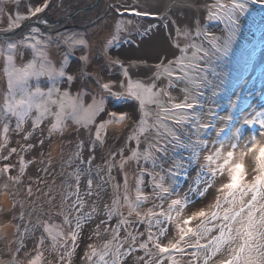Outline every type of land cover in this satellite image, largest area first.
I'll list each match as a JSON object with an SVG mask.
<instances>
[{"label":"snow or ice","instance_id":"6c2138e0","mask_svg":"<svg viewBox=\"0 0 264 264\" xmlns=\"http://www.w3.org/2000/svg\"><path fill=\"white\" fill-rule=\"evenodd\" d=\"M24 3L25 11L20 12L19 8ZM51 0H0V14L8 17V27L0 31L12 32L21 28L28 21H38L43 24L47 21L41 17L49 9ZM15 15L13 16V7ZM251 5H259L264 8V0H215L214 3L207 5L206 20H215L225 24V34L223 37H216L201 29L199 19L194 20L192 26H187L181 32L176 21L171 23L176 25V35H183L186 39L190 38L193 28L195 35H203L210 48L203 45L188 43L181 46L174 42V47L178 48L181 55L175 56L173 60H161L154 67L153 81L144 83L135 80L130 76L129 67L119 58L108 55L112 47H119L121 33L127 32V25L134 23L129 19L126 22L118 20L115 24L114 33L105 42L103 51L107 56L108 62L112 66H118L121 75L125 78L120 80L119 88L114 90L117 81L109 80L102 82L96 78V83L108 96L113 97L118 102L129 100L138 102L141 118L138 122L137 130L130 136L129 140H136L137 147L125 154L124 149L109 152L103 162L97 165L96 176L100 183H95L92 167L96 159L95 151L97 142L99 145L105 144V138L101 134L102 129L110 124H122L132 117L125 111L107 112L108 120H101L96 123L97 117L106 112L105 99L102 96L97 99L92 97V103L84 105V92L81 91L73 96L65 89L61 91L59 85L65 81L69 86L75 80V76L65 71L67 67L68 54L64 56V61L59 68L55 67L49 59L45 49L47 42L42 40L43 33L38 27L30 26V32L19 40L0 41V55L4 56L3 77L6 79V91L2 96L0 104V176L7 177L5 183L0 184V193L12 197V206L15 208L17 200L15 197L18 192L8 191L11 187L23 182L26 168L35 160H26L20 152L35 150L37 143L40 148L41 161L46 155L44 145L50 141L54 134L63 136L67 128L66 121L71 120L77 125L76 131L79 134L81 128L89 132V143L86 144L81 139L77 145L78 151L74 157L79 160V165L70 176L74 177V190L62 192L60 207L56 209L55 215L63 217L64 224L72 223L70 216L75 220V229H80L81 214L86 220H92L93 216L99 218L96 224L94 235H101L103 232L110 234V239L105 241L98 250L94 244L88 245L85 252V264H264V107L259 110L250 107V111L240 110L239 120L243 125H259V138L251 135L249 139L243 140L241 127L233 130L232 115L217 116V113L209 107L205 113L203 88L209 87L207 75L202 74L201 61L208 63V57L215 56L216 59L226 57L231 44L239 31L241 17L250 11ZM194 6L192 3L186 5ZM115 7L118 15L129 12L135 17L163 20L164 27H168L169 17L166 15L152 13L148 10L137 8L128 9L123 5H109ZM155 24H150L145 33ZM141 33V34H145ZM50 39V38H49ZM222 40V42H221ZM64 43L70 50L75 51L77 47L88 48V41L85 37L71 35L65 38ZM20 49H31L33 58L26 63L17 65L15 63V53ZM194 49L191 55L188 50ZM82 62L81 72L89 62L87 51L79 57ZM138 62L132 61L130 64L135 66ZM215 75V71L213 70ZM84 75H89L84 73ZM41 77H46L50 86L45 90L39 86ZM167 79L165 87H158L157 82ZM30 81H35L33 87ZM126 81V82H125ZM176 82H184L185 87L181 91L185 94L181 102H173V97L169 89L176 87ZM216 93L213 92V95ZM162 97L168 98L170 107L164 106ZM236 102L229 100V113L232 111ZM155 105L158 109L156 120L149 124L147 117L151 115L148 106ZM34 113V115H33ZM207 116V120L203 117ZM15 119V128H11V121ZM31 120L30 125L27 121ZM171 120L174 125L183 127L188 125L191 132L185 131L183 139L180 134L169 127L164 121ZM217 120L223 121V127L217 129ZM47 124V134L45 135L44 125ZM93 127L95 129L93 133ZM155 129L154 142H149L147 147L139 150L140 136L145 135L150 129ZM228 133L225 134V129ZM163 129V131H161ZM40 131V137L35 133ZM215 130L217 139L212 140L214 150H208L204 155V163L199 165L196 176L189 183L187 192L183 196L175 186V177L184 169L182 160H174L171 167L165 169L163 164H158V157L155 153L167 154V144L173 147L187 149L191 155V163L199 164L201 152L207 149L209 141L202 139L201 136H208ZM15 132L24 141L20 149L11 146L9 133ZM223 138L221 139L220 137ZM171 139H168V138ZM192 137H195L193 139ZM219 144V147H215ZM87 147L89 155L87 159L83 157V149ZM18 156V166L10 161L12 157ZM120 156L117 162L116 157ZM252 161L251 170H245V158ZM141 160L144 162L141 164ZM69 158L67 163H71ZM135 162L138 166V174L135 182L134 199L129 194L128 174L124 172L127 164ZM51 158L49 157V164ZM151 163L152 169L146 165ZM86 167H82L85 166ZM157 167L160 172L154 171ZM119 168L124 173L123 185L114 183L116 177L112 175L114 169ZM47 173V167L40 169ZM16 171V175H13ZM103 173V174H101ZM145 174L152 178L153 191L150 194L143 190ZM86 176V186L81 195V179ZM226 177V179H225ZM185 179L187 174L185 170ZM166 180L173 183L166 185ZM222 181V182H221ZM37 183L42 182L38 177ZM66 188H73L72 183L63 181ZM111 185L113 194L110 202H102L101 192L103 186ZM218 184V186H217ZM215 188V198L211 204L200 207L186 213V209L193 204L188 197L189 192H196L204 197L206 193ZM39 189H37L38 191ZM49 191H52L50 186ZM122 191V195H121ZM27 195H33L31 184L27 186ZM44 195H49L48 192ZM75 197L68 203L70 197ZM91 199L90 210L83 213L87 204L85 198ZM96 197V199H92ZM54 196H49V203L52 204ZM150 204L149 207H144ZM167 205L165 208L164 205ZM66 205V206H65ZM127 209L125 212L124 210ZM143 209V210H142ZM76 215H73V214ZM113 218H118L115 226H109ZM23 221L24 213L19 216L13 215L6 224H0V235H5L4 229L11 225L14 229L13 240L9 244L18 243V247L13 253V264H20L16 257L23 248V237L28 232L27 226L23 232L20 231V223L13 221ZM43 224L42 234L36 243L33 251L35 255L28 260V264H39L42 259L41 246L45 242L44 234L51 240L53 250L67 248L68 237L71 238L73 247L76 244L78 233L73 229L65 235L63 229L56 224L37 221L35 227ZM212 227H208L209 224ZM144 226V231H139V226ZM175 235L168 238L172 229ZM156 229V230H154ZM215 231V234L213 232ZM121 232L124 235H121ZM18 234V235H17ZM143 237V239H142ZM167 238V243L164 239ZM140 253H143L141 255ZM72 250L59 253L56 264H70ZM26 256L29 253H25ZM177 256L180 259H177ZM187 257L186 261L183 258Z\"/></svg>","mask_w":264,"mask_h":264},{"label":"rangeland","instance_id":"374dc122","mask_svg":"<svg viewBox=\"0 0 264 264\" xmlns=\"http://www.w3.org/2000/svg\"><path fill=\"white\" fill-rule=\"evenodd\" d=\"M55 1L51 0V4ZM107 1H108V5L119 4V5H123L124 8H128V9L137 8L139 10H142L137 5L136 0H107ZM214 2L215 0H204L201 3V9L199 10L197 9V15L191 22H182L181 24L176 23V25L179 26L181 32H183L187 26H192L194 20L199 19L202 30L209 32L213 36L222 38L223 35L225 34V24L215 20H206V16H207L206 6ZM84 3L85 0H60L58 3H53V6L49 13V17L51 20H56L59 17L69 13L75 7L81 6ZM9 7H13V16H14L15 7L11 5H9ZM110 8L112 14L114 15V18L111 20V31L98 41L102 48V51L105 42L114 33L115 24L118 20H123L126 22L127 20L131 19L134 21V23L131 25L126 24L128 31L121 33V40L119 42V47H123L124 49H127L130 52L136 50L137 47L141 46L146 41V39L149 36H152V33H154L153 30H155V28H151L147 33H145V29H148L150 24L153 23L155 24L156 19H154L153 17H145V18L135 17L134 15H131L129 12H126L123 15H118L115 7H110ZM25 10L26 9L24 7V3H22L19 8V11L24 12ZM108 12L109 11L107 10L101 12L96 17L91 18L89 21L86 22L79 21L74 18L71 22L74 23V25L56 30H50V28H48L49 30H42L36 25L32 26V27H38L43 33L41 39L47 42V47L45 51L55 67L59 68L60 64L64 61L65 54L66 53L68 54L67 67L65 68V71L68 74L74 75L76 78L71 86H69L66 81L64 83H61L59 85L61 91L67 89L70 92V94L73 96L83 91L85 93L83 96V101L85 106L92 103L93 96H95L97 99H100L102 96L104 97L106 112L102 113L99 117H97L96 120L97 124L100 123L101 120H108L109 117L107 116V112L110 111H125L132 117V119L127 120L125 123L110 124L106 127V129L101 130V134L102 136H104L106 142L102 146L99 145V143L97 142V147L95 151L96 159L94 163V168H92L93 175L95 174L94 170L97 171L96 166L102 164L103 162L102 158H106L109 152L111 151L118 152L120 149H124V152L127 155L130 153L131 149L137 147L136 140L134 139L129 140L128 138L132 136L133 133L137 130L138 122L141 118L138 102L131 100L127 102H118L113 97L108 96L106 93H104L103 90L96 83L95 75L100 74L103 68L99 69L97 67L98 63H100L99 62L100 60L98 61L97 56L91 54V45L88 36L93 30L98 28V26H100L102 23L106 21ZM169 21L167 28H165L163 24L162 27L163 33L160 35L162 37V41L159 38L160 44L162 45L163 48L165 47L168 48V52L161 53L159 57H156L152 61L153 68L149 73L138 74L136 73V69L134 68V66L130 64V62H124L125 65L129 67V73L133 81L140 80L146 84L151 83L154 79L153 73L156 71L154 66L157 63H159L161 60H164L165 57L166 60H164V62L166 63L167 60H173L175 56L181 55L179 49L173 46L174 42L179 43L181 46H184L185 44L188 43H195L197 45H203L205 48L211 47L207 39L203 35L200 36L195 35L194 28L191 32L189 39H186L183 35L178 37L176 35V25H173L171 23V20ZM8 23H9L8 17L6 15L0 14V30L6 29L8 27ZM29 32H30V27L26 29L23 33L18 35L17 37H13L8 40H13V41L19 40L25 35H27ZM141 33H145V34H141ZM71 35H75L76 37H80V36L85 37L88 41V48L84 49L82 47H77L75 51L70 50L68 45L64 43V40L66 37ZM4 40L5 39L0 38V41H4ZM116 48L118 47L115 46L112 47L109 50L108 55L111 56L113 52L116 50ZM193 50L194 49H189L188 55H191V52ZM85 51H87L89 55V62L87 66L84 67L83 72H81L82 62L80 61L79 57L83 55ZM14 55H15V63L17 65L26 63L27 61L33 58V53L31 49H20ZM207 59H208L207 64L201 61V67L203 69L202 74H206L207 81L210 82L209 87H205L202 89V91L204 92V100L207 101V103L205 104V113L207 112L208 108L211 107L217 113L218 117L229 114L232 115L234 117V120L232 122L233 130L235 127H241L242 130L243 139L241 143H243V140L249 139L251 135H256L259 138V125H253V126L243 125L242 121L239 120L238 118L240 117V110L242 108L245 109L246 111H250L251 109L249 106L257 110L264 107V8H261L259 5H251L250 11L245 16L241 17L239 31L237 32L231 44V50L226 57H223L221 59H216L215 56L210 55ZM4 62H5L4 56L0 55V73L2 77H3ZM213 70L215 71V75L213 74ZM84 73H88L89 75L86 76L84 75ZM3 79L5 82V87H4L5 88L4 92H5L6 79L4 77ZM124 79L125 78L121 75L120 68L118 66L110 65L107 70V75L102 80V82H108L109 80L117 81L114 90H121L119 88L118 82ZM167 83H168L167 79H162L157 82V85L158 87L163 88L167 85ZM30 84L34 87L36 85V82L30 81ZM39 86L41 88H44L45 90L47 89V87L50 86L46 77L40 78ZM183 87H185L184 82H176V87L169 89L170 94L173 97V102L178 103L184 100L185 94L181 91ZM213 92H215L216 94L213 95ZM230 99L236 102L235 106L232 107L231 113L227 111V109L230 107L229 105ZM162 100L164 101L165 107H170L167 97H162ZM123 103H125L126 105H124ZM148 108L151 111V115L147 117V120L148 123L151 125L156 120V113L158 109L156 108L155 105L148 106ZM203 119L207 120V116L205 115ZM164 122L169 127L174 128L178 132V134H180L181 139H183V133L185 131H189V132L192 131L188 125H184L183 127H181L174 125L171 120H165ZM27 123L30 124L31 120H28ZM47 124L48 122L46 121L45 122L46 127ZM66 124H67V128L65 129V131L66 130L69 131L74 128H77V125H75L71 120H67ZM10 126L13 129L15 128L14 118L11 121ZM216 127L217 129L223 127V121L217 120ZM108 130L113 131L111 137L107 136ZM94 131L95 129L93 127V133ZM161 131H163V129H161ZM85 133L87 135V138H89L90 136L89 132L85 131ZM227 133H228V129L226 128L225 134ZM154 135H155V129L152 128L145 135L140 136V144H139L140 151H143L147 147L149 142H154L153 141ZM192 138L195 139V137ZM201 138L207 139L209 143L207 145V149L201 152L199 156V164L190 162L191 155L187 149L180 147L174 148L173 144L171 143L167 144V148H168L167 154L155 153V155L159 158L157 163L163 164V167L165 169L171 167L174 160L183 161L184 169H181L180 174L175 177V186L179 188L181 196H183L184 193L187 192L189 183L192 182L193 178L196 176V171L199 168V165L204 163L203 160L204 155L208 154V150H214L212 140L217 139L215 135V130L212 131V133L208 136L202 135ZM220 138L222 139L223 136ZM168 139L171 138L169 137ZM11 146L15 147L14 144L12 143ZM215 147H219V144H216ZM116 160L117 162L120 160L119 155L116 157ZM10 162L18 166V156L15 155V162L12 161ZM140 163L143 164L144 162L141 160ZM251 165H252V161L248 157H246L245 170L250 171ZM146 167H148L149 170H153L151 163H148ZM185 170L187 174V179H185ZM154 171L160 172V168L157 167L156 169H154ZM124 172L128 174L129 194L134 199L136 175L138 174L137 164L135 162H130L129 164L126 165ZM12 174L16 175V171H13ZM112 175L116 177L114 183H119L123 185L124 173H122L119 168L114 169ZM23 179H24L23 182L25 183V187H26L25 190L27 191V186L31 184V182H29L24 177ZM86 180L87 177L85 176L83 184H81V193H83L84 188L86 186ZM151 180L152 178L145 174L143 190L147 194H150L153 191ZM63 181L72 183L73 188H66V185L62 183ZM98 183H100V181H98ZM170 183H173V181L166 180L165 186H167ZM47 184H48V186L46 185L47 187L50 188L51 186L53 190L52 194H49L47 197H45L44 201L42 199L39 200L38 198H35V200L31 202L30 201L31 197H29V199H27L28 201H30L29 205H34V206L40 205L42 208L44 207V209L48 207L52 209L51 208L52 205L55 204L57 208L60 207L62 192L74 190V179L73 178L68 179L64 174L60 175L58 179H53L51 182ZM41 186L42 185H40V187ZM112 194H113V187L111 185L105 184L103 186V191L101 192L102 202H110V197L112 196ZM121 195H122V191H121ZM215 195H216L215 188L210 189L204 197L199 196V194L196 192H189L188 197L191 201H193V204L186 209V213L192 210H196L200 207L207 208V206L213 202ZM49 196L55 197L52 204L49 203ZM92 199H96V197H93ZM149 206L150 204H147L144 207L146 208ZM164 207L166 208L167 205L165 204ZM55 211L56 209H52L49 212L47 211L46 213L43 214V216L39 219V221L43 222L45 220H48L49 223L51 224L59 225L63 229L65 235H67V233H69L71 230L74 229L78 233L76 244L73 247L71 238L68 237L67 248H60L57 250H53L51 247L52 242L50 239L47 238V234L45 233L44 236L45 239L48 240V245L41 246V251L43 255L39 264H47L45 260V256L47 255L50 258H55V264H56L58 254L67 252L68 250H72L73 253L70 258L66 257V259H70V264L72 263L85 264V260H84L85 252L88 251V245L91 244V242L93 241V237H94L93 233L94 230L96 229V224L99 223V218L94 215L92 220H86V217H84L81 214L82 227L80 229H75V220L73 219L72 216L69 217V219L72 220V223L64 224L63 217L55 215L54 214ZM124 211L126 212L127 209H125ZM83 213H87V212H83ZM73 215L76 214L74 213ZM117 219L118 218H113L109 222V226H115ZM36 223L37 222H35L32 225V222L28 223L26 221L25 225H27L28 226L27 228H29L28 230L32 232L31 229L33 228H31V226H35ZM208 227H212V224L210 223ZM35 229H39V230H37V232L35 233L34 243L29 252V255L26 256L23 264H28V260L35 255L33 249L35 248L36 243L38 242L42 234L43 224L41 223V226L35 227ZM138 230L143 232L144 226L140 225ZM100 231L102 236L105 237L106 241L111 238L110 234H105L103 232V226H101ZM213 234H215V231L213 232ZM121 235L123 236L124 233L121 232ZM172 235H175L174 228L172 229L171 233H169L168 238H170ZM2 238H3L2 235H0V241L4 243ZM164 242L167 243V238L164 239ZM140 254L143 255V253ZM177 259L180 258L177 256ZM186 259L187 257H184L183 261H186ZM7 264H13V261L9 260Z\"/></svg>","mask_w":264,"mask_h":264},{"label":"bare ground","instance_id":"6f19581e","mask_svg":"<svg viewBox=\"0 0 264 264\" xmlns=\"http://www.w3.org/2000/svg\"><path fill=\"white\" fill-rule=\"evenodd\" d=\"M55 1V0H54ZM94 0H85L84 4H88ZM137 5L142 10H148L151 12H155L158 14H164L169 17V20H175L177 24H181L182 22H191L195 16L197 15V9H201V3L204 0H136ZM192 3L194 6L188 7L186 5H189ZM109 11L107 14V19L104 23H102L98 28L93 30L88 38L91 45V54L97 56V59L100 63H98V68H103L100 74L95 75L96 78H99L101 81L106 77L108 67L110 66L108 59L106 55H104L102 48L99 44V40L106 36L111 31V20L114 18V15L112 14L111 8L108 5L107 0H99L97 4L94 6L86 9L85 11H82L78 13L74 18L79 21H89L91 18L96 17L98 14L104 11ZM84 17V18H83ZM48 18L50 19L49 15ZM73 18V19H74ZM72 19V20H73ZM170 22V21H169ZM154 24V23H153ZM164 21L156 19L155 22V30L154 33H152V36H149L146 41L139 47H137L136 50L130 52L127 49H124L123 47H118L111 55L113 58L119 57L124 62H138L134 68L136 69V73L138 74H146L149 73L152 70V61L159 57L161 53L168 52V48H163L160 44L159 38L162 41V37L160 36L163 31ZM170 29V28H169ZM135 72V71H134ZM5 82L4 79L0 73V104H2V96L4 94L5 90ZM126 105L125 103H123ZM28 124V123H27ZM30 125V124H28ZM12 128V127H11ZM44 131L45 135L47 134V127L44 125ZM112 130H108L107 136H112ZM36 137H40V131L37 130L35 133ZM11 143L14 144V146L18 149H20V145L24 143L22 140V137L19 135H16L15 132L9 133ZM83 139L86 144H88L89 138H87V135L85 133V130L81 129L79 134L76 131V128L72 130H66L63 133V136L61 137L60 134H54L50 141L46 142L44 145V151L46 155L43 157L44 163L41 164V155H40V148L37 143V147L35 150H30L26 152H20L21 154H24L27 160H35V163L29 164L26 168V174L24 178H26L29 182H31V186L33 189V195L30 198V201L33 202L35 198H38L39 200H45L46 195L44 193L48 192L49 194H52V191H49V187L47 183L51 182L53 179H58L60 175L64 174L68 179H74V177L70 176V173L74 172L77 166L79 165V160L74 157V153L78 151L77 145L79 141ZM89 155V152L87 150V147L83 149V157L87 159V156ZM49 157L51 158V163L49 164ZM69 158H72V162L69 164L67 161ZM12 162H15V155L11 159ZM95 163V161H94ZM47 167V173L40 170ZM82 167H86L82 166ZM94 168V164L93 167ZM95 174L93 175L94 182L98 183L99 178L96 176V170ZM40 178L42 182L37 183V178ZM85 177V176H84ZM84 177L81 179V184H83ZM7 180V177L0 176V184L5 183ZM24 181V179H23ZM10 187L8 191L10 192H18V195L15 197L17 200L15 208L12 206V197L0 193V224H6L8 220L12 218L13 215L19 216L20 212L23 211L24 213V220L23 221H13V223H20L21 228L20 231L23 232L25 227L26 221L28 223L32 222V225L37 222L44 213L47 211L54 209L53 206L52 209L42 208L40 205H29L30 201L29 196L27 195V191L25 190V183L22 182L18 185H16L15 188L11 187V182H9ZM40 185H42L40 187ZM47 185V186H46ZM37 189H39L37 191ZM57 193V192H56ZM58 195V194H57ZM83 195V193H81ZM75 197H70L68 203L71 202V200H74ZM87 200V204L85 205L83 212H88L90 210L91 205V199L85 198ZM57 207L56 209H58ZM32 210V211H31ZM34 213V214H33ZM33 214V215H32ZM28 227V226H27ZM31 231L28 230V232L23 237V244L24 248L16 254L17 259L19 260L20 264H23L26 258L25 253H29L32 245L34 243V236L37 230L35 229V226H31ZM29 229V228H28ZM35 229V230H34ZM14 229L11 225L6 227L4 229L5 235H2V241H0V264H7L9 260L13 261V253L15 249L19 246L18 243H12L9 244V241L13 240L14 237L12 235ZM18 235V234H17ZM105 237L102 236V234L99 237H96L94 235L93 241L91 244H94L97 249L99 250L103 243L106 241ZM48 245V240L45 239V242L43 246ZM54 259V262H53ZM45 260L47 264H55V258H50L45 256ZM3 262V263H2ZM77 264V263H72Z\"/></svg>","mask_w":264,"mask_h":264},{"label":"water","instance_id":"95a60500","mask_svg":"<svg viewBox=\"0 0 264 264\" xmlns=\"http://www.w3.org/2000/svg\"><path fill=\"white\" fill-rule=\"evenodd\" d=\"M60 0H56L53 3H58ZM99 0H94L90 3H86L83 4L81 6H77L74 9H72L69 13L59 17L56 20H51L48 18V15L51 11V8L53 6V3L50 4L49 9H47L45 11V13L41 14V17L43 19H45L47 22L46 23H39L38 21H28L25 22V25L22 26L19 29H16L12 32H4V31H0V38L1 39H5V37H7V39L13 38V37H17L18 35H20L21 33H23L26 29H28L30 26L36 25L38 26L40 29L42 30H49L48 28H50V30H56V29H61V28H65V27H70L71 25H74V23L72 22V19L80 12L85 11L86 9L94 6L95 4L98 3Z\"/></svg>","mask_w":264,"mask_h":264}]
</instances>
